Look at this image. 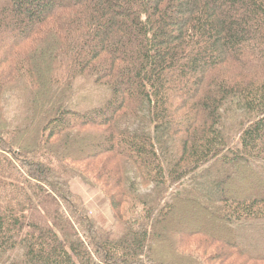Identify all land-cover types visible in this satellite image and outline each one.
Here are the masks:
<instances>
[{"label":"trees","instance_id":"obj_1","mask_svg":"<svg viewBox=\"0 0 264 264\" xmlns=\"http://www.w3.org/2000/svg\"><path fill=\"white\" fill-rule=\"evenodd\" d=\"M232 258L264 264V0H0V264Z\"/></svg>","mask_w":264,"mask_h":264},{"label":"rangeland","instance_id":"obj_2","mask_svg":"<svg viewBox=\"0 0 264 264\" xmlns=\"http://www.w3.org/2000/svg\"><path fill=\"white\" fill-rule=\"evenodd\" d=\"M7 105L15 108L18 105V103L16 101H9L7 103ZM4 106H5V104H4ZM99 162H100V164H103V163H105V159H103V158L99 159ZM88 163H89V161L79 162V163H77V165H75V169H77V171L82 172V171L86 170L84 167L88 166ZM98 168H100L99 164H98ZM86 175L89 179V183L88 182L86 183L85 180H82L79 177L71 178V180L69 181V191L71 192L72 195L78 197L81 200L82 205H83L85 211L87 212L88 216H90L96 224L100 225L105 230H110L111 224L113 221V215H112V210L110 208V205L108 204L105 197L100 193V191L97 188V186H99V183L101 184V181L96 182V180L93 179V177L95 176V174L93 172L91 174L86 173ZM241 187L243 188V183L241 184ZM226 190H227V196H233L237 192V188L234 186V184H232L231 186L227 184ZM201 201H203V200H201ZM203 206H200V207L203 210L206 209L205 208L206 206H204V207ZM207 206H210V205L207 204ZM194 208H198V207H196V206L191 207L190 211L185 214L187 216H185L183 218V221L186 224H190V222H196L197 220H203L204 219L203 216H200L203 213L197 214L195 216V214L192 212ZM204 211L206 212V210H204ZM217 222L218 221H216L215 219H211L209 222V226H207L206 232L214 230V227L217 226L216 225ZM168 233H169V231H167V235H164V236H166V237L169 236ZM171 236H169V239L171 241L169 242V245H168L170 250H174V248L180 247V248H182L181 252L185 253V255H187L189 257V259L192 257H197V258H201L202 262H203V258L201 257L203 252L199 251L198 249H196L197 247L194 246L196 244L195 239H192L191 241H187L186 237L183 236L184 240L181 241L178 238V234H173ZM160 250L161 249H158V253H160ZM167 250L163 248V250H161L162 253H160V254H163V256L169 255L167 253ZM170 250H168V251H170ZM205 250H206V254L214 252V250H210V248H207V247L205 248ZM219 252H220V250H219ZM163 256H161V257H163ZM204 257L206 258L207 256L204 255ZM219 257H221V256H219ZM164 259H167V257H164ZM239 260H241V261H239ZM243 260L244 259H242V258H232L230 261H229V259L228 260L221 259V260H215L213 262V260L208 259V262L207 263L205 262V263L206 264H209V263H211V264H214V263L215 264H237V262L240 263ZM181 263H185V262H183V261L181 262V260L177 262V264H181ZM250 264H253V263H250Z\"/></svg>","mask_w":264,"mask_h":264}]
</instances>
